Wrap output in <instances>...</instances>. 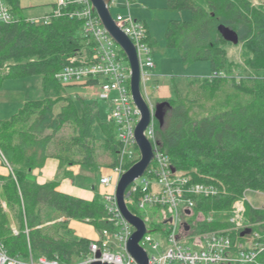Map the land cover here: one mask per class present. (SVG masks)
<instances>
[{"label":"trees","instance_id":"obj_1","mask_svg":"<svg viewBox=\"0 0 264 264\" xmlns=\"http://www.w3.org/2000/svg\"><path fill=\"white\" fill-rule=\"evenodd\" d=\"M4 2L13 20L0 21V88L7 79L42 76L44 97L0 120V152L11 168L0 176V246L24 262L46 258L76 264L89 254L93 240L74 235L71 221L86 222L99 234L117 232L116 223L100 194L91 200L74 196L60 191L58 180L39 183L36 173L48 159H57L97 174L99 146L111 155L109 168L114 166L117 128L98 104L80 96L71 99L69 86L55 78L67 57L88 46L84 21L67 13L78 6L44 24L29 20L21 0ZM45 7H51L48 14L56 4ZM167 8L191 13L189 20L170 22L168 45L179 49L185 64L209 61L212 74L190 78L185 97L163 100L171 107L165 125L155 123L156 141L177 172L218 187L214 197H194L195 215L206 219L191 221L195 233L218 230L230 225L233 205L243 194L264 193V0H167ZM221 25L238 34V44L224 39ZM148 42L151 48L157 44L150 35ZM231 45L241 46L239 59L230 56ZM66 128L72 129L71 137L57 143V134ZM128 205L141 216L134 202ZM245 208L247 229L264 234V207L246 203ZM154 210L160 214L168 208ZM163 228L158 222L151 226L153 231Z\"/></svg>","mask_w":264,"mask_h":264},{"label":"built area","instance_id":"obj_2","mask_svg":"<svg viewBox=\"0 0 264 264\" xmlns=\"http://www.w3.org/2000/svg\"><path fill=\"white\" fill-rule=\"evenodd\" d=\"M117 1L110 0L108 6L110 10L112 5L129 10V15L120 13L113 17L118 28L130 38L137 49L142 68V90L149 102L146 90L143 89L150 79L144 69L154 67L152 48L148 42L149 29L144 22L134 19L130 14L135 0H122L121 4ZM55 4L56 7L48 14L30 17L29 20L48 24L52 18L63 16L69 6L77 5L78 8L67 13L71 18L76 17L84 21V32L89 38L87 47L67 57L66 65L56 73L55 78L64 86L83 83L84 86L99 88L98 98L109 104L110 111L106 119L116 126L119 143L115 165L109 168L110 173L104 174L100 179L101 185L106 189L101 196L110 214V220L116 223L118 231L113 234L103 231L99 239L91 242L89 254L76 264H91L96 261L108 264H137L126 248L135 228L123 218L116 201L117 184L128 170L126 165L132 162L135 164L140 159L134 134L141 113L131 93V65L122 47L102 24L90 0H57ZM12 20L10 8L4 0H0V21ZM156 121L153 110L152 121L145 135L154 145L155 158L145 175L129 188L127 198L129 202L130 196L136 195L139 211L147 212V209L154 210L155 207L168 208L158 216L160 219L157 222L162 223L164 228L150 231L140 242L149 255V264H264V234L251 231L242 235L247 229V197H242L233 205L228 227L199 233L192 230L193 218H196V222L205 220L202 214L197 216L193 211L196 206L194 197H214L218 195L219 190L211 184L194 183L190 176L173 170L169 156L159 150ZM140 217L146 222L147 228L152 230L151 226L155 221L150 217ZM154 232H158L157 237ZM111 238L117 240L118 249L112 245ZM0 264L60 262L46 258H41L39 262H24L10 257L0 246Z\"/></svg>","mask_w":264,"mask_h":264},{"label":"rangeland","instance_id":"obj_3","mask_svg":"<svg viewBox=\"0 0 264 264\" xmlns=\"http://www.w3.org/2000/svg\"><path fill=\"white\" fill-rule=\"evenodd\" d=\"M255 4H259L263 0H252ZM119 4L122 0L117 1ZM51 7H35L25 9V15L27 17L42 16L45 12L49 11ZM111 13L114 17L122 13L129 15V10L117 5L111 6ZM130 14L134 19L146 22L149 27L151 37L156 40L157 44L152 48V58L154 60L153 68H145V72L150 75V79L145 83L146 94L148 96L149 103L156 105L163 100L176 99L178 96L185 97L188 92V81L190 78L195 77H208L212 74L211 64L207 60H201L194 63L185 64L182 55L178 48L168 45L166 39V33L168 26L172 20H189L191 13L189 11H177L167 8V0H138L133 3L130 10ZM45 15V14H44ZM240 45H231L229 48V54L234 59L240 58ZM66 93L71 99H76L78 96L85 98L91 103H96L99 106V110L103 117H106L110 111L109 104L98 98L99 88L84 86L83 83L78 85L69 86L66 88ZM44 97L42 87V76H34L22 79H7L3 81L0 88V120H7L12 118L19 112L24 103L37 100ZM199 109L202 106H198ZM211 104L205 109L208 110ZM59 108L57 109V111ZM72 135V129L66 128L56 136L57 143L60 141L66 142ZM98 162L100 163V169L97 174H90L89 172L81 169L84 179L87 181H78L77 187L85 191H72L74 196L84 197L90 199L94 194L93 186L96 188L97 193H105L106 189L101 185L100 179L106 174L110 173L109 165L112 163V158L109 152L105 151L102 147H98ZM0 158L3 162L5 171L10 174L11 168L0 152ZM113 192L112 189H109ZM90 192V193H88ZM0 194H2L0 189ZM242 197H247V202L254 208L264 207V193L260 191L249 190ZM241 199V198H240ZM239 199V200H240ZM130 202L136 204V195L132 194L129 199ZM238 201V200H237ZM2 206L6 209L4 201ZM142 217H150L151 220L157 222L160 214L155 210L147 209L146 211H139ZM199 214H197L198 216ZM203 215V214H202ZM204 216V215H203ZM191 220L190 218H187ZM206 219V218H205ZM194 224L196 218H193ZM75 225H79L85 229L82 234L95 239L100 238V234L94 230L91 225L86 222L74 220ZM193 224V225H194ZM72 229V228H71ZM74 231V235L76 231ZM194 231V229H192ZM89 231L90 233H86ZM81 234V233H79ZM158 232H154V236L157 237ZM77 236V235H76ZM112 245L118 249V242L116 239L111 238Z\"/></svg>","mask_w":264,"mask_h":264},{"label":"water","instance_id":"obj_4","mask_svg":"<svg viewBox=\"0 0 264 264\" xmlns=\"http://www.w3.org/2000/svg\"><path fill=\"white\" fill-rule=\"evenodd\" d=\"M90 1L104 27L124 50L132 69L130 83L131 93L134 102L141 113V119L136 125L134 134L140 152V159L121 176L116 188V201L123 218L135 228L134 233L126 243L128 253L135 259L137 264H149V255L141 246L140 242L147 233L153 230H149L146 222L139 215H136L130 210L127 198L129 196V188L137 179L145 175L155 158L154 145L145 135V132L152 121L153 110L155 119L161 126H164L167 109L171 107V105L168 101L160 102L153 107L149 104L142 90V68L137 49L130 38L118 28L108 6L110 0ZM219 31L226 41L232 44L239 43L238 34L231 28L221 25L219 26ZM249 233H251V230L246 229L242 235L244 236ZM98 257H100V253H98ZM91 264L108 263L96 261Z\"/></svg>","mask_w":264,"mask_h":264},{"label":"crops","instance_id":"obj_5","mask_svg":"<svg viewBox=\"0 0 264 264\" xmlns=\"http://www.w3.org/2000/svg\"><path fill=\"white\" fill-rule=\"evenodd\" d=\"M56 1L57 0H21V6L25 9L35 8V7L37 8V7H43V6L50 5V4H55ZM135 2H138V0H135L134 3ZM44 12H45L44 14H46L47 10ZM144 23L148 27V24L146 22H144ZM148 29H149V27H148ZM149 35H150V31H149ZM36 174H37L38 182L41 184L46 183V182H50V181H55V180L60 181L59 190L62 192L71 194L72 191H76V192L85 191V190L79 189L77 187L78 181H84L85 180L83 174H81V167L80 166L66 167L63 165V163L60 160L48 159L46 161L44 167L39 169V171H37ZM1 175L6 176V175H8V173L5 171V168L3 166V162L0 158V176ZM85 181H87V180H85ZM93 189H94V194H92V196L88 200L93 199L95 194L97 193V190L94 186H93ZM88 193H90V192H88ZM71 195H73V194H71ZM101 195H102V193H101ZM81 198H84V197H81ZM85 199H87V198H85ZM91 227L95 230V228L93 226H91ZM70 228H72L76 231L75 235H77L78 237H84V238H89L91 240H94V238L89 237L85 234H82L83 233L82 231H85V229L82 227H79V225H75L74 220L71 221ZM79 233H81V234H79ZM86 233H90V232L87 231Z\"/></svg>","mask_w":264,"mask_h":264}]
</instances>
